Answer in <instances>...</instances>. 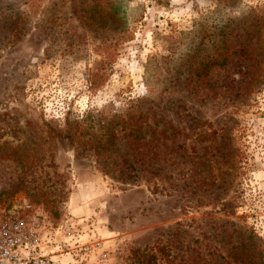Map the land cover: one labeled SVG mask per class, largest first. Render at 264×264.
<instances>
[{
	"label": "rangeland",
	"instance_id": "374dc122",
	"mask_svg": "<svg viewBox=\"0 0 264 264\" xmlns=\"http://www.w3.org/2000/svg\"><path fill=\"white\" fill-rule=\"evenodd\" d=\"M0 9L23 27L0 37V220L36 215L55 264H134L157 241L156 264H264V0ZM138 108L136 149L116 119Z\"/></svg>",
	"mask_w": 264,
	"mask_h": 264
},
{
	"label": "trees",
	"instance_id": "16d2710c",
	"mask_svg": "<svg viewBox=\"0 0 264 264\" xmlns=\"http://www.w3.org/2000/svg\"><path fill=\"white\" fill-rule=\"evenodd\" d=\"M16 19V15L6 12L4 9H0V37L2 35H9L11 39H20L21 34L23 33V27L15 21ZM117 116L119 118L116 119V124L120 125V128L121 130H123L124 135L129 138L131 147H136V149H139L140 145L144 144L142 140L145 139V132L147 131L145 125L149 124L148 113L146 111H143L141 108H138L135 112L126 111L125 113L121 115L119 114ZM105 132L107 134L105 136L106 138L104 141L101 142V144H99V147H101L104 151L108 152V149L112 148L111 146L115 144V137H117V133L113 129V126H108ZM61 133H59V135H63ZM66 136L67 138H69V141L74 142V136H72V134H66ZM130 136L132 137L131 139ZM110 156L113 157V154H110ZM119 161L120 160H116L115 162L119 166H117V171L119 172V178H117L120 179L122 182H125L127 181L128 177H132L131 172H128L125 166H129L131 169L133 168V166L131 164L130 158L128 157L122 156L120 161L121 163ZM110 169L107 168L106 171H110ZM132 251L135 254L134 264L158 263L159 257L157 251H162V256H164L163 258L166 257L165 259L168 262L171 261L169 258L168 247L165 243H161L159 241H157L156 244L146 246L144 248H134Z\"/></svg>",
	"mask_w": 264,
	"mask_h": 264
},
{
	"label": "built area",
	"instance_id": "2783aa9c",
	"mask_svg": "<svg viewBox=\"0 0 264 264\" xmlns=\"http://www.w3.org/2000/svg\"><path fill=\"white\" fill-rule=\"evenodd\" d=\"M24 208L35 206L25 201ZM49 240L36 215L25 212L24 217L0 220V264H55L43 248Z\"/></svg>",
	"mask_w": 264,
	"mask_h": 264
}]
</instances>
